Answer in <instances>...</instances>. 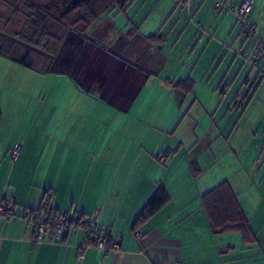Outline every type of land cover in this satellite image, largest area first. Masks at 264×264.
I'll return each mask as SVG.
<instances>
[{"label": "crops", "instance_id": "crops-1", "mask_svg": "<svg viewBox=\"0 0 264 264\" xmlns=\"http://www.w3.org/2000/svg\"><path fill=\"white\" fill-rule=\"evenodd\" d=\"M1 1L0 55L18 63L30 74L51 78L56 86L49 87L48 84L40 96L53 95L57 104L63 106L67 93L68 98L73 97L74 110L71 136L54 128L48 132L37 131L44 138L37 135L27 138V133L22 138H8L0 133V200L10 201L17 211L31 210L36 209L47 194L53 213L72 211L89 215L98 210L99 224L109 232L111 239L120 238V245L105 254L98 248L87 247L80 261L77 254L79 246L85 243L84 229L66 230L57 243L32 245L29 240L31 227L19 217H12L0 222V264H264V214L259 216L261 212H258L255 218L252 217L253 221L243 208L234 183L222 177L225 174L246 175L244 169H250L254 182L264 183V138L243 137V127L248 123L254 125L255 132L259 128L251 118L252 112L246 116L245 112L249 104L262 95L264 78L258 79L251 70L247 72L240 68L241 59L244 61L251 52V44L240 36L233 12L226 8L215 11L211 0H186L185 3L182 0H157L140 21L135 19L137 15H129L128 8L118 12L125 16L126 22L117 26L115 19L103 14L113 10L106 6L98 8L97 22L86 29L83 25L63 27L54 17L51 28L60 39L50 40L41 51L17 37L25 22L24 8L18 6L17 0ZM240 2L227 0L234 6ZM185 4L189 5V11ZM184 16L188 23L182 22ZM250 21L258 29L264 45V0L253 1ZM157 32L160 37L148 38ZM204 43L211 49V55L214 53V60L221 57L222 63L226 56L229 57L225 70L218 67V71L213 72L209 66L205 69L197 66L193 56ZM66 48L71 49V56H67ZM40 59L44 60L38 65ZM50 62L54 65L50 66ZM229 73L231 79L228 81ZM212 78L214 81L210 84ZM185 79L193 81L189 92L176 85ZM66 80L71 84L68 89L64 87ZM198 80L203 88L195 92ZM145 87L152 91L147 93L150 95L155 90H164L173 98L175 109L188 95H199L200 92L204 93V98L201 102L198 97L191 98L193 104L203 102L208 109L211 106L219 109L226 95H230L226 103L228 114L222 116L221 126L217 128L215 124L212 126L215 130L206 138H192L189 144L197 146L202 142L207 149L216 145L215 152L206 151L190 160L191 169L192 162L199 169L192 170L190 177L196 181L204 168L222 169L224 165L227 169L224 173L215 171L221 177H213L203 185L178 184L174 172L169 182L166 181L167 162L170 158L173 160L177 149H164V141L145 151L140 146L138 151H129L128 145L117 165L111 167L115 158L110 151L112 140L110 137L99 140L107 134L110 120L106 118L115 119L110 132L122 125L121 116L128 114ZM207 95L211 98H206ZM240 96L246 97L247 105L238 113L229 105ZM260 111L258 120L264 121V103ZM98 113L102 114L98 116ZM46 115L42 108L33 110L27 131L34 124L35 127L46 124L45 128H49V123H45ZM53 116H63V111L54 110L50 114ZM1 118L0 111V123ZM99 120H103L99 123L103 125L99 139L80 140V129L84 128V136H90ZM66 138H77L71 151L65 149ZM98 141L100 146H96ZM118 142L125 141L120 138ZM16 143L21 146L12 157ZM86 144L87 160L91 159L92 163L88 169H82L80 152L85 153L82 149ZM180 144H183L181 138ZM229 153L234 155L235 163H218L216 167L214 163ZM260 158L262 160L258 161ZM117 175L121 177L118 179ZM224 180L235 190L249 219L255 233L253 243H243L237 233L212 235L209 230L200 196ZM158 186L168 192V200L139 228L142 236L136 238L133 223Z\"/></svg>", "mask_w": 264, "mask_h": 264}, {"label": "rangeland", "instance_id": "rangeland-1", "mask_svg": "<svg viewBox=\"0 0 264 264\" xmlns=\"http://www.w3.org/2000/svg\"><path fill=\"white\" fill-rule=\"evenodd\" d=\"M32 1V0H31ZM37 3H40L41 0H33ZM157 0H130V3L125 7L128 8V12L130 16H136L135 19L137 21H140V18L142 16L147 15L150 10L154 7V3ZM42 2H46V0H42ZM2 1L0 5H2ZM41 4V3H40ZM116 12V9H113L109 12L103 13L105 17H109V19H115V23L117 26L123 25L125 21V16L122 13H116L114 15L110 14ZM178 14V12H177ZM176 16L178 17V15ZM175 15V14H174ZM185 15V14H183ZM151 20V19H150ZM153 21V19H152ZM188 23L185 16L182 17V22ZM238 29L239 26L236 23ZM77 26H82L81 23L77 24ZM1 29V27H0ZM243 37L242 35H240ZM251 39H248L247 42L250 43ZM206 42V41H205ZM38 50L43 51L44 49H41L39 47L34 46ZM199 50L195 52L193 59L194 62L197 63V66L202 67L203 69L209 68L215 72L218 71L217 68L225 70L228 63H229V57L226 56V60H223L221 63V57L214 60L212 56V52L210 51V48H207V44H200ZM71 49L66 48L67 56H71ZM70 53V54H69ZM32 54H30L31 56ZM66 56V57H67ZM222 56V55H220ZM34 57V54L31 56ZM84 58V57H83ZM36 58L33 59V62L35 63ZM44 59H40L38 65L42 64ZM239 62V61H238ZM236 62L235 65L238 63ZM242 62V63H241ZM45 63V62H44ZM79 63V61H78ZM241 69H246L247 72L250 70V67L241 59L240 61ZM50 66L54 65L49 63ZM48 65V66H49ZM211 74V72H210ZM199 79V78H198ZM231 79V74H227L226 80ZM214 81V78L210 80V84H212ZM49 84V87H55L56 84L53 82V80L49 77H40L36 74H30L28 71L19 65L18 63H12V61L3 58V55H0V111L2 112V118L0 123V133L1 136H8V138H22V135L27 133V138L31 136H39L40 138H44V136L38 135L37 131L41 133L42 129L46 130L47 132L49 130L59 129L61 131H64V134L67 136H71L73 127L72 125V114H73V97L71 96L68 98V95H64V104L61 106V104H57V102L54 100L55 96H40V93H43L44 87H46ZM70 81L66 80L64 87L68 89L70 87ZM203 88L201 80H198V85L195 92L201 91ZM261 88L263 90L262 95H259L257 100L254 101V103H250L248 106L247 111L245 112V116L249 113L251 115V118H253L254 122H257L258 129L257 132H255L254 128H252L254 125L251 123H248L243 127V122L240 124L241 128L243 127V137L244 138H264V121L258 120L260 116V106L264 103V81L262 82ZM152 93L148 87H145L141 90L140 94H138L136 100L134 101L131 109L129 110L128 114L125 116H121L122 118V125L119 127H116L114 130L109 131V128H111L112 124H114L115 119L112 117L110 119V116L106 118L110 120L108 127H107V134L105 136H100V139L98 138L101 130L103 129V125H100L99 123L103 120H99L97 127L93 128V133L89 136H84L83 131L84 128H81L82 136L80 137V140L83 138H93V140H105L110 139L112 140V144L110 145V151L115 154V158L112 159L111 167H115L118 163L119 157L121 153L125 150V148L129 145V151H138L140 146L142 148V151L148 150L153 145H160L161 142L164 141V149L165 147H171V149H177L176 152L173 154V160L171 158L167 162L168 167V175L167 180L169 182V179L172 178L173 173H176V178L178 184L181 182H193L194 184L203 185L206 181L210 180L213 177H217L215 171H219L220 173H224L227 169H224V165H222V169H206L204 168L200 175L197 177V180L194 181L190 177L191 174V167L189 165V162L191 159H196L197 156H202L205 154V152H215L216 145L210 146L207 149V145H203L202 142H200L197 146H190V142L192 141V138H206L210 131L215 130L212 126L215 127V124L217 125V128H219L222 124V116L225 114H228L227 111V101L230 95H226L224 98V101L220 105V108H214V106H211V108L208 109V105L206 106L203 102L202 103H194L191 98L198 97L199 101L201 102L202 98H204V93L200 92V94H192L188 95L181 103V105L177 106L176 109L173 105V98L169 97V94L165 93L163 90H155V92L150 95L147 93ZM219 92V91H218ZM219 95V94H218ZM11 96V97H10ZM206 98H211L210 96H205ZM243 97V96H242ZM40 98V99H39ZM43 99H45L43 101ZM262 103V104H261ZM255 106V107H254ZM206 107V108H204ZM42 108L44 113L47 114L45 118V123H49L48 127L45 128L46 124L44 126L35 127V124L32 125L31 129L28 130V125L30 124V117L33 119L32 111L38 110ZM64 109V110H62ZM56 111H63V116H53L50 117V114L52 112ZM238 113L241 112L240 109H237ZM235 111V112H236ZM102 113H98V116H100ZM244 114V113H243ZM248 114V115H249ZM60 115V114H59ZM258 116V117H257ZM100 118V117H99ZM101 119V118H100ZM136 119H139L136 120ZM40 118L38 117V121L40 122ZM59 121V124H58ZM213 124V125H211ZM59 125V127H57ZM112 128H114L112 126ZM256 129V128H255ZM91 130V131H92ZM95 133V134H94ZM255 133L257 135L255 136ZM78 135H80L78 133ZM97 136V138H96ZM103 137V138H102ZM123 138L125 142H118L117 141ZM180 138L183 139V144H180ZM215 138V137H213ZM221 138V137H217ZM73 141H77V138H66V141L64 142V146L66 150L71 151L73 147ZM99 145V141L97 142L96 146ZM264 144H262L263 146ZM100 146V145H99ZM70 147V148H69ZM162 148V149H163ZM229 148V147H228ZM64 150V149H63ZM232 150V149H231ZM88 144L82 149V153L80 152V155L83 156L82 159V169H88L90 164L92 163V160L89 161L87 158L89 157L88 154ZM227 150H225L226 152ZM203 153V154H201ZM201 154V155H200ZM225 154V153H224ZM234 155L229 153L224 156L223 160L216 161L214 164L218 165L220 164H227L231 163L234 164ZM86 157V158H85ZM162 157V156H161ZM160 158V157H159ZM168 158V155H167ZM7 159H10V156H7ZM160 160V159H159ZM262 159H258V161H261ZM161 161V160H160ZM157 162V160H156ZM90 163V164H89ZM161 164V162H160ZM162 165V164H161ZM246 170L247 174L245 175H232V176H225L228 178L232 183H234V189L237 191L240 201L243 205V208L245 209L248 216L251 218L258 215V212H261L259 214L263 215L264 213V183L259 185L258 182H254V176L252 175V172L250 169H244ZM214 171V172H213ZM121 176L117 175V178L119 179ZM165 176H162L164 179ZM218 177H221L219 175ZM263 177V176H261ZM260 177V178H261ZM119 183V182H117ZM122 183V182H120ZM257 183V184H256ZM192 186H194L191 183ZM170 187H172L170 185ZM261 201V203H260ZM257 204H260V207L257 208ZM67 211V210H66ZM98 210H95L94 213H97ZM72 214V211H69V215ZM93 213L87 215V217L92 216ZM254 218L253 221H254Z\"/></svg>", "mask_w": 264, "mask_h": 264}, {"label": "trees", "instance_id": "trees-1", "mask_svg": "<svg viewBox=\"0 0 264 264\" xmlns=\"http://www.w3.org/2000/svg\"><path fill=\"white\" fill-rule=\"evenodd\" d=\"M17 1L18 6L23 7L25 10V22L17 37L41 49H45L50 40L60 39L59 34L53 32L51 28V22H54V17L57 18V23L63 27H76L77 24L81 23L84 29H86L97 22L96 11L98 8L101 9L108 6L109 9H116L117 13L125 12V7L130 3V0H107L103 2H101L102 0H98L101 4L96 6L94 3L96 0H61L60 2L58 0H50L56 2L57 5L59 3L58 6L55 4V7H52L49 1L41 4L33 0ZM185 2L186 0H182V3ZM155 37H160V34L157 32L148 38L153 39ZM176 85L184 89L185 92H189L193 86V81L191 79H185L177 82ZM191 165L193 171L199 170L194 162ZM168 197V192L165 188L158 186L135 219L132 230L135 232L141 228L167 202ZM43 202H49V196L47 194H44L42 202L36 209L27 210L39 212L45 209L50 218H56L60 214V212L53 213L50 210L49 203L46 207H42ZM200 202L212 235L237 233L241 241L245 244L255 241V233L250 227L249 219L240 205L235 190L227 180L220 182L202 193ZM81 214L82 216H87L85 213ZM110 240L111 237L109 236Z\"/></svg>", "mask_w": 264, "mask_h": 264}, {"label": "built area", "instance_id": "built-area-1", "mask_svg": "<svg viewBox=\"0 0 264 264\" xmlns=\"http://www.w3.org/2000/svg\"><path fill=\"white\" fill-rule=\"evenodd\" d=\"M211 1L215 11L223 8L231 10L239 26L240 34L247 39H251V52L244 58V62L250 67L252 73L256 74L258 79H263L264 45L258 29L250 21L254 0H241L236 6L227 3V0ZM185 7L189 11V5L185 4ZM246 104V98L239 97L232 100L229 107L230 109L243 110ZM20 146V143L14 145L11 151L12 157L17 155ZM47 205L48 203L43 202L42 207ZM12 217H19L26 226L31 227L29 240L32 245H39L44 242L57 243L66 230L84 229L86 231L85 243L79 246L77 254V259L80 261L84 258L87 247L98 248L105 254L120 245V238L109 241V232L99 224V211L89 217L82 216L81 212H73L71 215L67 212H61L56 218H50L45 209L39 212H31L27 209L17 211L10 201L0 200V222ZM134 236L140 238L142 236L141 229H137Z\"/></svg>", "mask_w": 264, "mask_h": 264}, {"label": "flooded vegetation", "instance_id": "flooded-vegetation-1", "mask_svg": "<svg viewBox=\"0 0 264 264\" xmlns=\"http://www.w3.org/2000/svg\"><path fill=\"white\" fill-rule=\"evenodd\" d=\"M5 1H6V0H5ZM46 1H47V2L49 1L50 5H51L52 7H55L54 5L56 4V2H52V1H50V0H46ZM55 1H57V0H55ZM60 1H61V0H58V2H60ZM101 2H102V1H101ZM94 3H95L96 6H98L99 4H101L100 1H98V0H96ZM56 5H57V4H56ZM58 5H59V3H58ZM58 5H57V6H58ZM56 8H58V7H56Z\"/></svg>", "mask_w": 264, "mask_h": 264}]
</instances>
